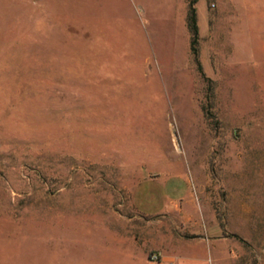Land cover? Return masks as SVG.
I'll use <instances>...</instances> for the list:
<instances>
[{"label": "rangeland", "instance_id": "1", "mask_svg": "<svg viewBox=\"0 0 264 264\" xmlns=\"http://www.w3.org/2000/svg\"><path fill=\"white\" fill-rule=\"evenodd\" d=\"M189 1L0 0V264H264V0H195L210 82Z\"/></svg>", "mask_w": 264, "mask_h": 264}, {"label": "crops", "instance_id": "2", "mask_svg": "<svg viewBox=\"0 0 264 264\" xmlns=\"http://www.w3.org/2000/svg\"><path fill=\"white\" fill-rule=\"evenodd\" d=\"M151 217H157L162 219L171 217L178 219V229L180 234L178 235L179 240L177 241V243L175 241H172L173 233L169 230L166 233H162V235L166 237V241L163 245L158 246L155 243L152 245L154 249L159 251L158 253L161 258L165 257L168 254H171L172 251L174 252V250L181 243H187L186 240L183 239L187 234L197 236L200 240L204 239L201 233H194L193 231L188 232V230H194L197 227L198 221L194 220L191 214L188 211L184 210V208L181 206H177L174 208L169 207L164 212H159L155 215L152 214Z\"/></svg>", "mask_w": 264, "mask_h": 264}, {"label": "trees", "instance_id": "3", "mask_svg": "<svg viewBox=\"0 0 264 264\" xmlns=\"http://www.w3.org/2000/svg\"><path fill=\"white\" fill-rule=\"evenodd\" d=\"M195 3V0H190L188 3V14H187V27L188 31L190 34V45H189V52L190 56L195 63L198 72L200 75L208 82L210 80L206 78L202 71V67L200 65L198 56H199V51H198V43H199V30H198V25H197V16H196V10L193 6Z\"/></svg>", "mask_w": 264, "mask_h": 264}, {"label": "built area", "instance_id": "4", "mask_svg": "<svg viewBox=\"0 0 264 264\" xmlns=\"http://www.w3.org/2000/svg\"><path fill=\"white\" fill-rule=\"evenodd\" d=\"M159 255L158 254H153V255H151V257H150V260L151 261H158L159 260Z\"/></svg>", "mask_w": 264, "mask_h": 264}]
</instances>
